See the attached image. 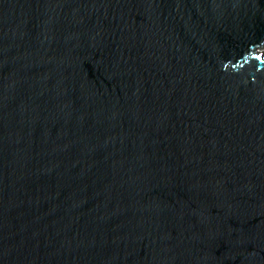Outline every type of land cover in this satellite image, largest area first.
Wrapping results in <instances>:
<instances>
[{"label":"water","instance_id":"obj_1","mask_svg":"<svg viewBox=\"0 0 264 264\" xmlns=\"http://www.w3.org/2000/svg\"><path fill=\"white\" fill-rule=\"evenodd\" d=\"M0 264H264V0H0Z\"/></svg>","mask_w":264,"mask_h":264}]
</instances>
